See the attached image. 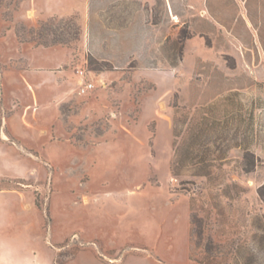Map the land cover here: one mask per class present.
Returning <instances> with one entry per match:
<instances>
[{"label":"rangeland","instance_id":"374dc122","mask_svg":"<svg viewBox=\"0 0 264 264\" xmlns=\"http://www.w3.org/2000/svg\"><path fill=\"white\" fill-rule=\"evenodd\" d=\"M10 31L69 49L71 100L5 123L7 226L35 214L21 225L66 239L58 263L92 241L161 264H264V0H0ZM19 110L0 80V121Z\"/></svg>","mask_w":264,"mask_h":264},{"label":"crops","instance_id":"0c3cea01","mask_svg":"<svg viewBox=\"0 0 264 264\" xmlns=\"http://www.w3.org/2000/svg\"><path fill=\"white\" fill-rule=\"evenodd\" d=\"M50 10H58L57 4L50 2ZM34 54H43L42 60L45 62L36 60ZM70 55L69 49L63 47L20 46L13 31L7 35L0 32V80L4 103L11 102L14 108L20 105L24 108L22 111H16L12 117L4 119V122L0 121V160H3L7 148H17L6 142L8 133L5 131V123L14 120L26 122L34 117L30 110L37 111V107L42 105L55 113L59 105L71 100L68 91L71 80L69 70L65 69L70 62ZM18 59L22 60L23 69L16 63ZM9 92H12L11 95ZM43 95L49 97L46 103H42ZM58 117L55 115L52 118L53 123L57 122ZM23 132L22 130L18 133ZM34 215L18 214L15 225L7 226L5 214H0V264H161L147 252L105 253L98 243L92 241L82 242L73 255L63 263H58L57 257L63 249L59 246L66 239L55 235L51 230V241L42 242L37 237L39 233L34 223L32 226L21 225V222L30 220ZM12 219H15V216Z\"/></svg>","mask_w":264,"mask_h":264},{"label":"built area","instance_id":"2783aa9c","mask_svg":"<svg viewBox=\"0 0 264 264\" xmlns=\"http://www.w3.org/2000/svg\"><path fill=\"white\" fill-rule=\"evenodd\" d=\"M78 77V94L81 96L89 95L96 89V83L89 76V72L85 69L77 71ZM105 83H103L104 85Z\"/></svg>","mask_w":264,"mask_h":264},{"label":"trees","instance_id":"16d2710c","mask_svg":"<svg viewBox=\"0 0 264 264\" xmlns=\"http://www.w3.org/2000/svg\"><path fill=\"white\" fill-rule=\"evenodd\" d=\"M176 169H177V167L174 165L173 166V172H174V174H177V172H176ZM203 171V170H202ZM203 172H198L196 175H198V176H207V173H205V174H202ZM263 193V192H262ZM262 195H264V194H262Z\"/></svg>","mask_w":264,"mask_h":264}]
</instances>
